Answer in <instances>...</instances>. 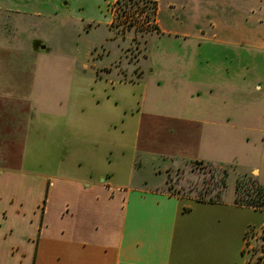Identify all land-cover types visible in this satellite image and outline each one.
<instances>
[{"label": "crops", "instance_id": "crops-1", "mask_svg": "<svg viewBox=\"0 0 264 264\" xmlns=\"http://www.w3.org/2000/svg\"><path fill=\"white\" fill-rule=\"evenodd\" d=\"M152 1L162 35L189 40L192 61L149 63L136 81L100 75L93 114L83 103L84 114L45 115L48 134L63 138L53 148L62 170L30 175L34 191L27 194L0 189V264H240L248 226L223 209H259L183 198L166 184L170 170L200 161L256 175L264 187V0H162L165 20L161 0ZM79 3L83 19L84 7L95 2ZM7 4L0 0V9L13 8L16 34L7 42L0 29V56L10 53L12 62L24 40L37 42L30 35L37 21L59 12L69 21L75 6L72 0ZM210 44L224 48L226 64L198 62ZM36 52L25 49L35 60ZM5 70L11 80H0V96H14L20 66ZM119 85L134 89L119 96ZM13 110L7 114L0 103V152L21 146L39 123V114ZM148 159L163 164L152 168V183L144 174ZM6 170L14 172L2 165L0 179Z\"/></svg>", "mask_w": 264, "mask_h": 264}, {"label": "rangeland", "instance_id": "rangeland-1", "mask_svg": "<svg viewBox=\"0 0 264 264\" xmlns=\"http://www.w3.org/2000/svg\"><path fill=\"white\" fill-rule=\"evenodd\" d=\"M93 1L95 2L93 6L88 3L84 7L81 15L83 19H80L79 13L77 14L79 0H72L75 6L72 7L74 11L70 12L69 21L62 20L60 12L51 20L45 21L46 23L37 21L35 25L38 30L30 33L32 37L34 34L37 36V42L31 40L29 43L27 39L24 40L21 55L16 54L18 57L14 62L10 61L13 57L10 53L0 56V62L6 59L2 64L4 69L0 80L3 82L11 80L5 69L10 68L12 64L20 66L21 70L20 73L17 72L15 83L20 93L14 96L12 94L10 97L8 93L0 96V103L6 108V113L15 114L14 106L20 114H39L36 129L23 134L21 146L17 145L16 148L0 152L2 163L0 166L4 165L5 169L14 170V172L6 170L5 176L1 177L2 190H8L13 186L27 194L34 191L30 175L57 176L62 170L60 161L56 164L53 158L54 146L63 143V138L48 134L45 129L47 121L45 115L84 114L83 103H87L86 114H93L98 90L96 77L99 78L100 75L103 77L108 73L117 76V81H136L141 75V68L149 63L189 64L193 59V45L189 40L163 36L160 28L155 30L152 19L146 21V16L152 14V7L143 2L133 6L134 3L126 1ZM11 2L12 0H5V6ZM161 3L163 6L161 19L165 20L168 10L166 3L162 0ZM3 8L0 9L1 33L4 35L3 38L7 37L13 41L16 34L13 8ZM189 9L187 7V10ZM25 25L27 27L29 22ZM8 40L6 39L7 42ZM42 46H45L46 50H42ZM32 48L37 49L36 60L33 57L29 58L25 53V49ZM148 48L153 52L152 55L147 54ZM204 49L207 53L200 56L198 62L227 63L221 45L210 44ZM40 64H43L42 67ZM133 89L119 85L117 93L119 96L124 93L130 94ZM5 90L9 91V88ZM29 139L32 140V144ZM121 139H124V136L119 132V140ZM47 163H51V166ZM148 163L150 170L144 174L150 177L152 183V168L158 163L152 159H148ZM234 171L233 166L229 168L196 161L188 166L170 170L166 189L183 198L197 201L237 202L244 205L254 204L262 208L237 211L238 209L232 207H224L223 210L224 214L228 213L230 217L238 215L248 226L243 251L238 254L239 263L264 264V189L256 180V175L238 176ZM163 177L166 178L165 175Z\"/></svg>", "mask_w": 264, "mask_h": 264}, {"label": "trees", "instance_id": "trees-1", "mask_svg": "<svg viewBox=\"0 0 264 264\" xmlns=\"http://www.w3.org/2000/svg\"><path fill=\"white\" fill-rule=\"evenodd\" d=\"M118 1H126L127 3L128 2H132V3H134L133 4V6H135L136 4H139L140 2H143L144 4H146V5H148V6H150V7H152V14H151V16H146V21H148V20H153V22H154V28H155V30H158L159 29V26H158V24H157V14H158V4H157V2L156 1H152V0H118ZM145 9V8H144ZM261 186V185H260ZM261 187H263V186H261ZM263 189H264V187H263ZM263 195H264V192H263ZM207 202H217V201H207ZM220 202V201H219ZM236 204L237 205H243V206H249V207H254V208H256V209H259L260 207H257L256 205H254V204H250V205H248V204H239V203H237L236 202ZM260 209H262V208H260ZM263 211H264V209H263Z\"/></svg>", "mask_w": 264, "mask_h": 264}]
</instances>
